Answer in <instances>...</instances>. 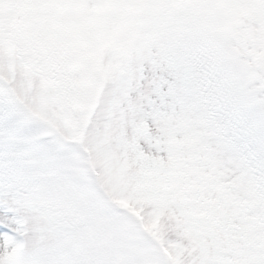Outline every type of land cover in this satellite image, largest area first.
I'll use <instances>...</instances> for the list:
<instances>
[{
  "label": "snow or ice",
  "instance_id": "6c2138e0",
  "mask_svg": "<svg viewBox=\"0 0 264 264\" xmlns=\"http://www.w3.org/2000/svg\"><path fill=\"white\" fill-rule=\"evenodd\" d=\"M0 264H264V0H0Z\"/></svg>",
  "mask_w": 264,
  "mask_h": 264
}]
</instances>
